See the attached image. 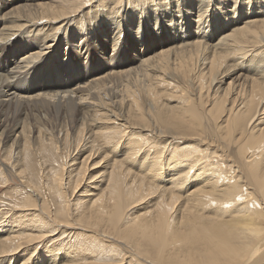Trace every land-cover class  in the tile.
<instances>
[{
    "label": "bare ground",
    "instance_id": "bare-ground-1",
    "mask_svg": "<svg viewBox=\"0 0 264 264\" xmlns=\"http://www.w3.org/2000/svg\"><path fill=\"white\" fill-rule=\"evenodd\" d=\"M140 1L139 5L143 4L141 15L148 21L155 16L157 21L158 17L164 18L172 11L184 14V7L185 13L190 14L192 8L196 9L195 17L190 14V17H182L187 41L178 30L171 33L164 28L166 23L147 29L140 24L142 29L138 26L135 35L132 34L129 26L136 14L134 11H127L124 16L120 14L130 4L127 0L124 4L117 0L115 5L101 6L95 11L94 20L88 22L82 18L89 15L95 0H25L24 4L14 0L9 3L12 7L0 14V20L6 21L4 26L0 25V146L19 128L14 134L16 153L23 152L25 167L35 174L37 167L31 158L30 138L34 136L40 149L57 147L59 140L53 134L59 126L58 131L64 130V145L66 141L76 145L74 153L65 156L59 153L58 160L53 157L54 162L61 163L59 171L51 167V171L57 172L58 186L47 188L44 193L29 187L21 201L16 196V201L9 204L11 207L0 210L1 215L11 210L19 212L20 225H25L23 219L29 214L22 215L18 203L32 210L29 230L14 233L0 230L3 232L0 233V264L16 262L19 260L16 252L23 249L30 253L20 264H115V251L90 246L91 240L86 239L74 247L72 256L63 251L62 255L53 253L55 258L41 259L45 253L43 255L37 247L50 237V232L57 229L59 235H73L76 229L88 231V228L101 232L99 238L107 242L115 237L117 240L126 238L133 230L146 241L142 254L120 259L118 264H123L122 261L124 264H264V64L255 62L254 55L246 60L249 48L264 49V0H254L259 4L252 8L248 7L249 0H226L234 2L233 5L238 1L239 5L254 11L230 15V26L217 22V12L211 10L207 14L205 9L225 0H157L154 4ZM146 4L149 9L145 8ZM113 29L114 35L110 36ZM225 59L234 62L223 67ZM176 74L180 79H190L197 84L199 101H209L208 110L213 117L225 118V124L217 126V132L236 146L238 165L225 163L226 159L219 153L215 161L210 157V162L194 172L198 162L204 159L203 154L172 144L171 153L182 149L183 156L170 166L182 168L171 173L168 170L170 158L163 161L165 154L160 144L135 137L122 153V160L129 164L144 153L143 162L147 158V165L141 180L133 178L132 184H137L133 193L141 191L140 196L161 197L145 218H136L128 226H121L120 191L109 189L111 184H120V176L126 174L121 160L106 162L104 167L110 168L106 190L92 183L94 188L87 190L89 193L84 194L85 200L80 206L75 204L73 208L74 203L70 206L63 195L64 204L53 205L50 197L54 196L55 188L66 184L78 192L77 189L86 184V161L93 154L78 161L81 152L86 151L80 147L83 140L93 147L101 140L119 145V137L126 136L128 128L136 129L138 132L134 135L140 138L145 129L154 139H162L166 131L155 125L135 126L129 113L134 107L139 111L140 103L144 109L155 113V103L159 102L165 87L172 93H166L167 99L176 105L163 104L172 118L165 121L166 117L159 113L157 119L164 126L174 127L172 134L176 136L171 140L198 135L190 125L202 119L192 104L196 98L178 95L181 89L176 85L179 80L174 77ZM224 81L226 86L220 94L201 99L200 89L206 83L223 84ZM23 86L30 94L22 91ZM181 102H187L188 107ZM176 108L178 114H175ZM187 116L190 118L185 119ZM145 143L148 148H142ZM12 146L13 143L10 148ZM141 148L144 152L138 154ZM166 149L164 147V152ZM10 151L7 150L8 156L12 158ZM18 163L17 156L12 165L13 171L19 169L15 171L17 175L22 173ZM74 165L71 170L76 171L75 174L68 170ZM3 166L0 174L2 169L8 171L6 165ZM63 175L64 179L76 178L74 184L72 177L62 181ZM167 175L170 179L160 186L159 179ZM58 190L57 196L64 192ZM44 196L46 200L42 205L39 200ZM71 214L78 216L72 218ZM107 242L103 244L108 246ZM59 245L54 242L49 251L54 252L58 248L54 251L52 248ZM135 246L143 245L136 241ZM88 248L90 254L84 252ZM105 252L111 258L96 257ZM33 257L35 262L31 261ZM55 260L60 263H54Z\"/></svg>",
    "mask_w": 264,
    "mask_h": 264
},
{
    "label": "rangeland",
    "instance_id": "rangeland-1",
    "mask_svg": "<svg viewBox=\"0 0 264 264\" xmlns=\"http://www.w3.org/2000/svg\"><path fill=\"white\" fill-rule=\"evenodd\" d=\"M13 1L14 0H0V14H4L9 8H11L12 6L9 3L13 2ZM38 1H40V0H38ZM41 1L43 2L46 0H41ZM116 1L117 0H95V2L92 3L91 7L89 6L90 7L89 11H91L89 13V15H87L86 17H84L82 19L84 21H87V22L93 21L94 20L93 17L96 14L95 11L98 8H101V6H109V4L115 5ZM125 1L126 0H122V3L124 4ZM127 1L130 2V4L128 3L126 8L124 10H122L120 12V14H122V16H124L127 11L128 12L134 11V14H136L135 21L132 24H130V26H129L132 34L135 35V31L138 29V26H140V29H142V25H140V24H144V26L147 29L150 26H153L154 24H157V26H160L159 23H162V24L166 23L167 26H164V28H166V29L168 28L171 33H173V31L177 32V30H178V32L180 33V36H182L181 38L184 41H187L186 32H184V30H185V28H184L185 18L183 19L182 17L183 16L190 17V15H193L192 18L195 17L194 14L196 13L195 12L196 9L192 8V12H191L192 14H190L189 12L185 13L186 9L184 7V14L180 13V12L172 11L170 13V15L167 14L168 16L165 15L164 18L158 17L157 21H156L157 16L153 17V19L151 21H148V20L144 19L143 16L141 15L143 4L139 5V2H141L140 0H127ZM144 1H146L147 3H150V4H152V3L154 4L157 0H144ZM253 1L254 0H249L248 7L251 6V8H252L253 5L259 4V2L254 3ZM256 1H261V0H256ZM24 2H25V0H21V2H18V3L24 4ZM218 2H220V3L215 2V4H213V6H211V5L206 6L205 7L206 13L208 14L211 10L214 12H217L216 13V15H218L216 18L217 22H222L224 24L227 23V25H229V24L231 25V23H230L231 21L229 22V19H230L229 17H231L230 15H232L234 13L236 15H238L239 11L244 12V13H248V14L254 12L251 10H247V6H245V5H239L238 1L235 3V5H233L234 2H229L226 0L224 2L223 1H218ZM123 4H122V7H123ZM224 4H226V5H224ZM148 5L149 4H146L145 8L149 9L150 6H148ZM89 7H87V8H89ZM226 10H227V12H226ZM193 11L195 12L194 14H193ZM179 14H181V16H178ZM188 14H190V15H188ZM139 16H140V18H139ZM5 22L6 21L2 18L0 20V25L4 26ZM114 31H115V29L112 30V32L110 33V36L114 35ZM214 36L218 37L217 35H214ZM249 49H250L251 54L248 52V54L246 56V60L248 58L250 59L251 55H254L255 56L254 60H256L255 62H258L259 65L264 64V52H263L264 49L263 48H257V49L249 48ZM260 52H262V53H260ZM108 53H109V49H108ZM233 62H234V60L225 59V61L223 63V67H225L226 65L231 66L233 64ZM174 77L176 79H179V80H176L177 81L176 85H178L181 89L180 92L178 93V95L184 96L187 98H196V99H194V102L192 104L200 112V114L202 115V119H201L200 123L198 122V124L193 123L190 125H192L194 132H198V135L194 134L192 136H185V137L181 138L180 140H171L172 136H176V135L172 134V132H173L172 128H174V127L171 126L172 128H170V127L164 126L157 119V115L159 113L163 114L166 117L165 121L170 120L172 118L171 113L170 112L168 113L162 107L163 104L167 105V106L175 104V102H171L167 99V94L170 93V90H168L165 87L162 89L164 94L159 99V102L155 103V106H154L155 113H152L150 110L144 109L142 107V103L139 104V111L136 109V107H134L132 109V112L129 113V116L131 117V121L135 122V126L138 125L140 128H142L140 125H144V126H146L145 128H148L147 126L155 125L156 127L161 128L164 132L166 131V133H164L165 135L162 137V139L161 138H160L161 140L156 139V138L154 139V136L151 135L150 133H148L145 129H144V131H141L143 138H140V137H137L134 135L136 132H138V131H136V129L128 128L127 130H125L126 136L119 137V139H120L119 145L114 144V143H106L105 141L101 140V141L97 142V146L94 145V147H93V146H90V144L87 143L86 140H83L84 142L82 143V145L80 147L84 148V149L86 148V151L81 152V155H80L81 157L78 158V161H80L82 158L88 157L90 155V153H91V155L93 154L86 161L87 162V164L85 166L86 167V176H85L86 177V179H85L86 184H83V186L81 188L77 189L78 192H76L75 189H73L70 186H67L66 184H62L61 187L55 188L53 190L54 196L50 197V200H51L53 205H57L58 207L62 206L64 204V200H63V198H61V196L63 195L64 198L67 197L68 203L70 206H72V204L74 203V205L72 206L73 208H74L75 204H78L80 206L85 200V198L83 197L84 194L89 193L87 190L94 188V187H91L92 183H93V185L97 186L98 188L106 190L107 185H108V180H109L110 168L106 169V167H104V166H105L106 162L111 163L112 159L113 160H121L120 162L123 163L124 166H126V169L124 171V172H126V174L124 176H120V184H111L110 188H109L110 190L111 189H115V190L118 189L120 191V198L122 199V203H123V210H122V215H121V222H122L121 226L122 227H124L125 225L128 226L136 218H138V219L145 218L146 214L151 212L155 208V204L161 200V197L159 196L156 198L153 195H151V196H145V195L140 196L139 194H142L141 191L139 193L138 192L133 193V189L137 186V184H132V180L134 177L141 180L142 179L141 177L144 175L143 173H144V171L146 169V165H147V161H146L147 158L143 162L145 156H144V153L143 154H140V153L144 152V151H142V148H148L147 147L148 143H145L142 146L141 151L138 152V154H140V155H138L132 163H129V164L124 163L123 162L124 160H122L124 155L122 153L126 152L127 148L134 142L135 137L141 141H146L148 139V141L151 142L152 144L153 143L158 144V145L160 144L159 146L161 148H163L162 150H163V153L165 154V158L163 161H165V159H167V158H170V162L168 164V170L171 173L182 168V167H176L174 169V167H170V166H171V164H174V162H178L179 157L183 156L182 154H180L182 149H180L178 152H176L174 154L171 153V151L174 150V147L172 144H179L180 148H187L195 154H200V153L203 154L201 156H203L204 159H202L198 162L199 165L196 166L194 172H196V170L199 166H202L206 162H210L211 161L210 157H213L214 160H212V161H215V156H217V154H219V153L221 155H223V157L226 159L225 163H232L234 165H238L236 162V158H235L236 146L229 142L228 137L223 138V134L221 132H217V126L225 124L224 123L225 118H222L221 120H219V116L213 117L212 113H210V111L208 110L210 108L209 101L205 102V103H202L199 101V95H198L199 87L197 86V84L193 83V80L184 79V78L180 79L179 76H177V74ZM226 81H224L223 84L206 83L204 85V87L202 89H200V94H202V96H200L201 99L203 98L204 100H207V99H209V96L212 94H220L221 89H223L226 86ZM26 88H24V86H23L22 91L23 92L28 91L27 94H30L31 91L26 89ZM170 94H172V93H170ZM229 95H231V93H229ZM229 95H228V97H229ZM176 99L180 100V98H178V97H176ZM181 103L185 107H188L187 102H181ZM198 103H200V105H196ZM175 110H176L175 114H178V112H177L178 108H176ZM189 118L190 117L187 116L185 119H189ZM19 121H21V118ZM139 121H142V123L136 124ZM114 126H116V125H114ZM58 127H57L56 132L53 134L54 138L59 140V142H57V144H56L58 146L57 147L49 146V147H47L46 150L40 149L39 142L37 140L35 142L34 136L32 134H30V137L33 136V138H30V140L32 139L31 140L32 144H30L31 158H32V162L34 163V166L37 167V170L35 169L36 170L35 174H33L32 171L28 170L25 167V165H24L25 160L23 159V155H24L23 152H19V155H17V153H16L18 151V148H15L16 146L14 143H15V140H17V139L15 138L14 134H16L19 131V128L16 129V133H14L12 136H10L9 138H6L4 140L2 147L0 146L1 147L0 148L1 149L0 150V169L2 167H5L3 165H6V167L8 168V171L7 170L4 171L2 169V174H0V210H7V208L14 201H16V200H14V197H16V196L21 201L22 200L21 198H23L26 195L27 191L29 190L28 189L29 187H33L37 191L44 193L48 189H50L52 186H58L59 185L57 183V181L55 180V177H56L55 174L57 172L51 171L52 170L51 167H54L56 169V171H59V164H61V163L58 161L54 162L53 157L57 158L59 153L61 154V156H65L67 154L70 155V154L74 153L76 145L72 144V143L67 144V143H69L68 141H66V144L64 145V143H65V142H63L64 130L61 129L60 131H58L59 130ZM127 132H129V133L127 134ZM61 142H63V143H61ZM12 143H13V146H12V148H10V145ZM20 143H22V141ZM102 144H106L107 147H106V145H105V147H103ZM62 145H63V148L61 147ZM67 145H69L70 147ZM35 146H37V147H35ZM65 146H67V147H65ZM115 146H116V148H113ZM163 146L165 147V149L168 148V149H166L165 152H164ZM60 148H62V149H60ZM7 150L8 151L11 150L10 155L12 158H10L8 156ZM105 153H107L106 157H104L100 162H98ZM15 155L18 156V162H19L18 167L20 169H22V173L18 174V175H17V172H15V171H18L19 169L13 171V166H12L14 160L17 157ZM57 160H58V158H57ZM227 160H230V161H227ZM75 167H76L75 165L72 166L71 168L68 167V170L72 171L75 174L76 171L71 170L72 168H75ZM170 170H172V171H170ZM74 174L72 176H74ZM64 176L65 175L61 176V178H62V181L65 180V182L70 177H72V176H70V177L68 176V178L64 179ZM191 178H193V177H191ZM72 179H73V177H72ZM75 179H73V181H72L73 184L75 182ZM169 179H170V176L167 175L164 177V179H159L160 182L158 184H160V186H162ZM91 180H94V181H92L91 183H88ZM149 180H151V179H149ZM151 181L155 184L157 183L155 180H151ZM144 182H146L148 184L147 181L144 180ZM163 182H165V183H163ZM201 182H199V183H201ZM58 188H59V190H58ZM60 189L64 191L58 195L61 199H59L57 194L55 193L56 190L60 191ZM95 191H97V190L95 189ZM45 200H46V196L41 197L39 202L42 203V205H43ZM18 204H19L18 206H21L20 207L21 210H23L21 213L22 215L29 214L25 219H23L25 221V225H20V223L18 222V219H17L18 215L17 214L19 212L12 213L13 211L11 210V211H8L6 214H3V215L0 214V230L1 229H3V231L8 230L6 232H13L14 233L16 230L18 232H20L23 229L29 230L31 228V224H28V223H30L29 219L31 218L30 213L32 210H27L24 206L21 205L22 204L21 202H19ZM70 216L72 218H75L78 215L73 216L71 214ZM6 217H7V219L5 220ZM48 229L51 230L52 228L49 227ZM1 232L2 231H0V233ZM57 232H58L57 229L50 232V234H51L50 237L45 238L42 245H38L37 248L40 249L42 254L44 255V253H45V257L42 256L41 259L47 258L48 256L51 258H55L53 256L55 254H53V253H58V255L60 253V255H62L63 251H65L64 252L65 255L69 252H70V255L71 254L73 255L74 247L76 245H78L83 239H86V240H91L90 246H92V244H94L93 246H96L98 248H104V250L111 249L112 251H115V253L117 255L115 258V264H118L120 262L119 261L120 259H127L129 256L134 255V254L137 256H139L140 253L142 254V252L144 251V249L146 247L145 245L147 244L144 239H141L140 237H138V235L136 236L134 234V230L131 231L130 233H128L126 238H123V239L119 238V240H117V237H115L114 239H111L110 242H107V241L100 239L99 235L102 233L97 231L94 228H88V231H85L82 229H76L75 231H73L74 232L73 235L72 234H69V235L60 234L59 235V234H57ZM93 233H95V235H93ZM46 239H47V241H46ZM136 241H139L140 243H142L143 246H135ZM54 242L58 243L60 245H59V247H53L52 248L53 251L56 248H58V249L55 250L54 252H51V251H49V248L51 249L52 244ZM103 242H107L108 246L104 245ZM115 247H117V248H115ZM89 251H90V248L84 250V252L86 254H90ZM29 253H30V250H24L23 249L21 251H18V252H16L15 256H17L19 260H16V262H14V263H12V261H10L11 263L5 262L4 264H20L21 260L24 259L23 257L27 256ZM102 254H97L96 257L103 259V260L111 258V257H108L106 252L102 253ZM39 255L41 256V254H38V257H39ZM58 255H57V257H58ZM111 256H113V253H111ZM35 257H33L31 259L32 262L36 261ZM60 260L62 261L63 257ZM55 262L60 263V261L57 262L56 260L54 261V263ZM122 263L124 264V261H122Z\"/></svg>",
    "mask_w": 264,
    "mask_h": 264
}]
</instances>
